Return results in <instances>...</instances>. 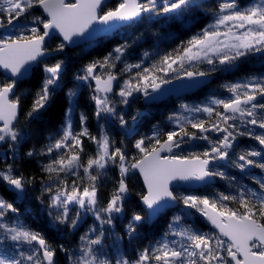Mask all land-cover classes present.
Segmentation results:
<instances>
[{
    "label": "snow or ice",
    "instance_id": "obj_1",
    "mask_svg": "<svg viewBox=\"0 0 264 264\" xmlns=\"http://www.w3.org/2000/svg\"><path fill=\"white\" fill-rule=\"evenodd\" d=\"M0 160V264H264V0H0Z\"/></svg>",
    "mask_w": 264,
    "mask_h": 264
},
{
    "label": "trees",
    "instance_id": "obj_2",
    "mask_svg": "<svg viewBox=\"0 0 264 264\" xmlns=\"http://www.w3.org/2000/svg\"><path fill=\"white\" fill-rule=\"evenodd\" d=\"M177 28L179 26H176ZM119 39L118 36H110V37H105V38H101L97 44V46L94 49H89L87 53H85L84 55L90 59L92 56H96L99 54H103L105 52V50L109 49L110 46H112L115 41ZM152 41L149 40L148 44H151ZM148 44H145L144 47L148 48ZM170 50V48H169ZM76 53H79V49L75 50ZM84 62H87V60H85ZM234 79L233 77H217L215 79V81L213 82L212 87L215 89H219L221 92H223V89H220V85H222L223 83L226 82V80H232ZM208 93V89H201L199 90L198 94L194 97L190 96L189 99H200L202 100L204 98L205 95H207ZM226 94V93H225ZM83 104V108L82 110L85 111L88 115H89V124L91 125V131L93 132V134H96L97 130H96V122H95V118L93 116V108L92 106H90L87 103V93H85V100L82 101ZM178 103L172 99L162 103L161 105H153V106H145L142 102V100L135 106L138 107L140 109H144L145 107L149 108L150 111V115H148L147 117H145L144 120V124H143V131L144 132H148L149 129L151 128V125L153 123H156L157 121H163L166 118V115L171 113L174 109H177ZM27 150V149H26ZM3 165V161L0 160V168H2ZM35 167V165H33L32 167L29 168H25L24 171L26 174H32L33 173V168ZM0 191H3V188L0 187ZM5 195L9 198L12 199V195L11 193H5ZM19 206V205H18ZM34 208L36 209V211L38 212L39 209L37 206L34 205ZM34 226L36 227H44V222L42 217H38V216H31L29 218ZM145 231L149 234H151L152 232V228L150 226H145Z\"/></svg>",
    "mask_w": 264,
    "mask_h": 264
},
{
    "label": "water",
    "instance_id": "obj_3",
    "mask_svg": "<svg viewBox=\"0 0 264 264\" xmlns=\"http://www.w3.org/2000/svg\"><path fill=\"white\" fill-rule=\"evenodd\" d=\"M110 36H113V35H109V36H106V37H110ZM102 38V37H101ZM100 38V39H101ZM104 38V37H103ZM199 89H197V90H193V91H188V92H185V93H183L182 95H180V96H177V95H170V96H164V97H162L160 100H158L155 104H160V103H162L163 101H165V100H167L169 97H172V98H174V99H178V98H180V97H183V96H187V95H190V94H193V93H196L197 91H198ZM144 103V102H143ZM145 105V104H144Z\"/></svg>",
    "mask_w": 264,
    "mask_h": 264
},
{
    "label": "rangeland",
    "instance_id": "obj_4",
    "mask_svg": "<svg viewBox=\"0 0 264 264\" xmlns=\"http://www.w3.org/2000/svg\"><path fill=\"white\" fill-rule=\"evenodd\" d=\"M181 103H194V102H193V101H182ZM181 103H180V104H181ZM178 107H179V106H178ZM178 107H177V108H178Z\"/></svg>",
    "mask_w": 264,
    "mask_h": 264
},
{
    "label": "flooded vegetation",
    "instance_id": "obj_5",
    "mask_svg": "<svg viewBox=\"0 0 264 264\" xmlns=\"http://www.w3.org/2000/svg\"><path fill=\"white\" fill-rule=\"evenodd\" d=\"M198 94V93H197ZM197 94H195V95H192V97H194V96H196ZM190 97V96H189ZM189 99V98H188ZM193 100H197V101H199L200 99H193ZM221 187H222V185H221Z\"/></svg>",
    "mask_w": 264,
    "mask_h": 264
}]
</instances>
